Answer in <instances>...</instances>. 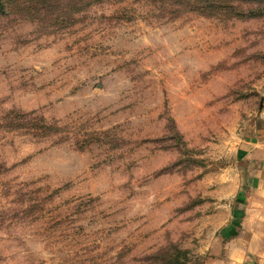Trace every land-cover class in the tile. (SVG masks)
Masks as SVG:
<instances>
[{
  "label": "rangeland",
  "instance_id": "obj_1",
  "mask_svg": "<svg viewBox=\"0 0 264 264\" xmlns=\"http://www.w3.org/2000/svg\"><path fill=\"white\" fill-rule=\"evenodd\" d=\"M217 2L257 15L159 0L0 15V264L218 256L213 215L264 107V0Z\"/></svg>",
  "mask_w": 264,
  "mask_h": 264
},
{
  "label": "crops",
  "instance_id": "obj_2",
  "mask_svg": "<svg viewBox=\"0 0 264 264\" xmlns=\"http://www.w3.org/2000/svg\"><path fill=\"white\" fill-rule=\"evenodd\" d=\"M259 119L260 123L255 125L256 133L252 135L253 140L246 142L251 149L238 153L239 159L244 160L242 182L239 184L238 181L237 189L232 186L222 197L228 200L223 205L228 213L223 218L220 212L213 215L217 221H224L225 225L220 228L222 242L218 249H214L216 252H213L218 256L212 257L210 264H235L234 255L239 253L244 254L243 264H264V107L259 112ZM236 220H241L240 228L233 225ZM235 228L239 231L236 233L237 239L241 236L246 239L242 248L231 247L232 241L225 239L230 238L224 233L225 230H231L232 235ZM255 239L260 240L259 246L252 245Z\"/></svg>",
  "mask_w": 264,
  "mask_h": 264
},
{
  "label": "trees",
  "instance_id": "obj_3",
  "mask_svg": "<svg viewBox=\"0 0 264 264\" xmlns=\"http://www.w3.org/2000/svg\"><path fill=\"white\" fill-rule=\"evenodd\" d=\"M102 1V0H95ZM163 3L168 2L173 5L184 7L187 10L196 11L200 14L214 16L218 10L227 11L231 14H245L248 12L249 16L257 15L255 8L248 10H239L231 5L225 3L219 5L217 0H159ZM88 0H0V15L9 13V7H20V13L33 14L37 19L42 22L48 20L58 19L59 14L67 16L77 13L87 6ZM20 4H23L22 8ZM54 15H56L54 17ZM60 15V16H61ZM65 22V19H64Z\"/></svg>",
  "mask_w": 264,
  "mask_h": 264
}]
</instances>
